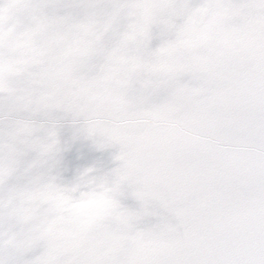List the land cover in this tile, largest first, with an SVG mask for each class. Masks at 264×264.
Instances as JSON below:
<instances>
[{
    "label": "clouds",
    "instance_id": "1",
    "mask_svg": "<svg viewBox=\"0 0 264 264\" xmlns=\"http://www.w3.org/2000/svg\"><path fill=\"white\" fill-rule=\"evenodd\" d=\"M0 264H264V0H0Z\"/></svg>",
    "mask_w": 264,
    "mask_h": 264
}]
</instances>
